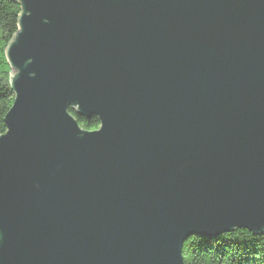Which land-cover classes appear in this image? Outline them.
<instances>
[{
  "label": "water",
  "instance_id": "water-1",
  "mask_svg": "<svg viewBox=\"0 0 264 264\" xmlns=\"http://www.w3.org/2000/svg\"><path fill=\"white\" fill-rule=\"evenodd\" d=\"M18 2L0 264H185L190 235L264 233V0Z\"/></svg>",
  "mask_w": 264,
  "mask_h": 264
},
{
  "label": "trees",
  "instance_id": "trees-1",
  "mask_svg": "<svg viewBox=\"0 0 264 264\" xmlns=\"http://www.w3.org/2000/svg\"><path fill=\"white\" fill-rule=\"evenodd\" d=\"M20 13L18 0H0V135L7 129L4 118L15 100L6 48L19 30ZM69 108L84 129L89 131L100 127L97 116L87 118ZM182 247L185 264H264V233L256 234L246 228L213 237L190 235Z\"/></svg>",
  "mask_w": 264,
  "mask_h": 264
}]
</instances>
